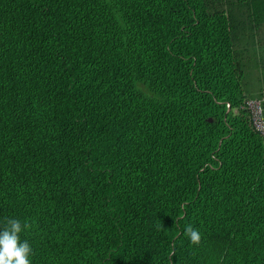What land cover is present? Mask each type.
Wrapping results in <instances>:
<instances>
[{
	"label": "trees",
	"instance_id": "16d2710c",
	"mask_svg": "<svg viewBox=\"0 0 264 264\" xmlns=\"http://www.w3.org/2000/svg\"><path fill=\"white\" fill-rule=\"evenodd\" d=\"M263 25L264 0H0V229L32 225V264H264V50L238 43Z\"/></svg>",
	"mask_w": 264,
	"mask_h": 264
},
{
	"label": "clouds",
	"instance_id": "9594fccd",
	"mask_svg": "<svg viewBox=\"0 0 264 264\" xmlns=\"http://www.w3.org/2000/svg\"><path fill=\"white\" fill-rule=\"evenodd\" d=\"M31 227L27 221L21 223L16 218L7 219L6 226L0 229V264H32V246L27 240H21V233ZM184 234L192 245L201 244L202 234L190 224L185 226Z\"/></svg>",
	"mask_w": 264,
	"mask_h": 264
},
{
	"label": "rangeland",
	"instance_id": "374dc122",
	"mask_svg": "<svg viewBox=\"0 0 264 264\" xmlns=\"http://www.w3.org/2000/svg\"><path fill=\"white\" fill-rule=\"evenodd\" d=\"M242 33H245V40L238 41L239 47L247 45V43L249 42L247 47L251 48L252 46H255L254 50L256 52L260 48L264 50V25L259 29H256L253 26H249V27L246 26L242 30ZM260 64H261V67H260ZM260 64L258 66L256 65L255 67L253 64V61L250 62L249 60L248 62V65H251V66L248 68L247 73L244 77V88L248 93L247 98H257V97L263 96V94L261 93L262 86L260 82H261L262 71L264 70V54H263L262 63ZM140 88L143 92L148 93L143 86H140ZM263 121H264V115H263Z\"/></svg>",
	"mask_w": 264,
	"mask_h": 264
},
{
	"label": "built area",
	"instance_id": "2783aa9c",
	"mask_svg": "<svg viewBox=\"0 0 264 264\" xmlns=\"http://www.w3.org/2000/svg\"><path fill=\"white\" fill-rule=\"evenodd\" d=\"M227 108L229 110L228 106ZM243 110L246 112L251 126L264 139V96L257 98H246L244 101Z\"/></svg>",
	"mask_w": 264,
	"mask_h": 264
}]
</instances>
